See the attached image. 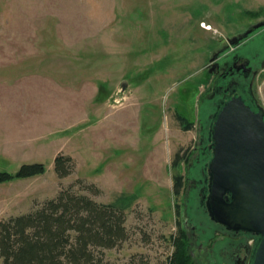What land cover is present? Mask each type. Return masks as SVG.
Returning <instances> with one entry per match:
<instances>
[{
	"label": "rangeland",
	"instance_id": "rangeland-1",
	"mask_svg": "<svg viewBox=\"0 0 264 264\" xmlns=\"http://www.w3.org/2000/svg\"><path fill=\"white\" fill-rule=\"evenodd\" d=\"M262 21L264 0H0V172L46 167L0 184V221L72 186L123 209L128 239L106 263L168 264L185 219L206 220L189 182L214 107L209 60L264 56L262 27L235 39ZM254 92L264 108V69ZM58 153L74 162L63 179Z\"/></svg>",
	"mask_w": 264,
	"mask_h": 264
},
{
	"label": "trees",
	"instance_id": "trees-1",
	"mask_svg": "<svg viewBox=\"0 0 264 264\" xmlns=\"http://www.w3.org/2000/svg\"><path fill=\"white\" fill-rule=\"evenodd\" d=\"M53 167L57 178L63 179L72 173L74 162L70 156L58 153ZM45 172L43 163L23 164L15 174L0 172V184ZM173 186L179 194L182 178L176 177ZM86 188L98 194L93 185ZM125 223L122 208L98 203L70 186L27 214L0 221L1 264H109L104 261V251L128 239ZM174 247L168 264H199L189 251L185 233Z\"/></svg>",
	"mask_w": 264,
	"mask_h": 264
},
{
	"label": "water",
	"instance_id": "water-1",
	"mask_svg": "<svg viewBox=\"0 0 264 264\" xmlns=\"http://www.w3.org/2000/svg\"><path fill=\"white\" fill-rule=\"evenodd\" d=\"M260 27L264 21L235 39ZM224 51L214 52L209 63ZM126 85L123 82L122 88ZM210 136L213 157L207 165V214L227 228L256 235L250 264H264V108L254 112L242 97H232L214 115Z\"/></svg>",
	"mask_w": 264,
	"mask_h": 264
},
{
	"label": "flooded vegetation",
	"instance_id": "flooded-vegetation-1",
	"mask_svg": "<svg viewBox=\"0 0 264 264\" xmlns=\"http://www.w3.org/2000/svg\"><path fill=\"white\" fill-rule=\"evenodd\" d=\"M261 32L264 36V27L261 28ZM223 49L225 51L218 56L217 61L212 63V68L208 70V73L213 76L212 94L209 98L214 103V107L210 123L206 130H204L207 145L206 148L201 149L202 155H199L200 157L202 156V160L204 158L203 164L205 167L203 166L202 170L199 171L201 178L199 181L196 179V181L189 182V187H192L197 192V196L200 198V206L204 210L203 217L200 220H206L205 222H198L200 226H190L189 221L185 219L183 228L188 230L187 241L189 251L199 264H250L252 250L258 237L245 231L227 228L207 216L205 208V201L209 195L207 165L213 157V142L210 139V135L214 115L223 104L234 96H240L254 112H257L259 107H262L254 89L255 83L264 69V56L262 55L258 59L243 57L237 54L236 50ZM199 143L203 142L200 141ZM206 230H208L209 237L207 243L205 241L202 243L200 236L202 232H207ZM216 242L223 243V246L215 249Z\"/></svg>",
	"mask_w": 264,
	"mask_h": 264
}]
</instances>
